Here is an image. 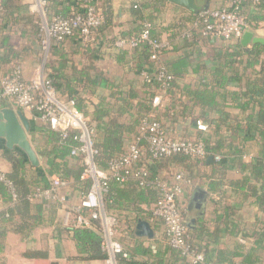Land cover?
Returning <instances> with one entry per match:
<instances>
[{
  "label": "crops",
  "instance_id": "crops-1",
  "mask_svg": "<svg viewBox=\"0 0 264 264\" xmlns=\"http://www.w3.org/2000/svg\"><path fill=\"white\" fill-rule=\"evenodd\" d=\"M136 1L112 0L105 4L104 0H99V6L112 26L106 31L98 32L91 45L71 39L49 56V53L43 51L29 21L32 16L41 23L45 19L50 20L72 3L67 4L70 1L62 0L60 6L55 8L49 1L46 11H42L36 7L37 0H20V7L13 16L15 22L0 19V82L17 67L22 69L23 78L27 82L40 67H43L46 75L51 78L53 68L49 64L52 62L54 69L61 70L66 80L78 79L81 85L77 92L86 99L87 119L94 129L99 125L105 126L120 106L125 105L127 94L134 91L135 109L123 112L121 123L130 125L134 113H138L142 104L150 102V117L162 122L170 138L191 139L202 135L201 137L210 138L212 142L224 141L231 146L232 151L225 149L218 152V156H222L220 162L215 160V155L209 153L204 160L190 158L184 164L172 163L158 170L168 180H174L176 174L183 173L189 181L183 184L184 193L180 197V207L189 226L196 220L199 221L196 240L209 252H214L213 258L229 257L235 264H264V212L254 196V192L260 190L261 182L253 177L248 168L262 154L263 148L258 140H247L242 136L234 143L230 139L231 127L235 121L245 123L252 110H244L239 106V103L246 102L245 97L238 101L230 100L224 108L229 118L221 122L217 112L207 111L195 105L186 94L187 89L199 87L202 83L209 84L211 88L216 86L218 78L214 76V69L220 60L217 53L232 48L234 43L215 37H202L199 31L194 29L195 12L169 0L159 11L153 10V30L160 40L167 42L171 47L170 53L164 58L167 60L186 55L191 58L193 64L178 82L179 92L175 98L167 96L161 106H155L153 99L156 94L152 96L151 89L139 73V66L144 62V57L128 48L118 49L111 40L117 36H130L140 28V22L131 15V7ZM232 1L195 0V4L200 10L208 7L221 9L229 8ZM70 9L74 8L71 6ZM247 12L250 13V9ZM250 31L257 37H264V24ZM10 50L17 52V56L5 62L1 61ZM256 70H259V67H256ZM252 73L253 69H249L243 84ZM101 78L108 80L109 85L100 87L95 84ZM232 90L239 91L240 87L236 85ZM59 93L65 98L62 90ZM0 108L20 110L27 117L31 124L29 139L41 158L38 168L40 171H48L54 143L43 129L51 128L43 124L35 112L21 110L13 102L4 101ZM102 108L109 109L110 113L100 119L99 110ZM198 121L209 125L207 132L197 130ZM96 134L98 139V131ZM138 136L137 130L127 132L126 150ZM235 145L240 151L238 155H232ZM4 148L5 142L0 140V168L5 174L11 167L2 155ZM70 159L74 168L83 166L81 158L71 156ZM152 166L156 168L155 165ZM52 179L54 181L59 178ZM86 192L79 184L69 181L59 192L67 197L66 203L41 199L33 201V204L44 206L40 223H37L27 237L14 232L7 235L3 241L4 250L0 253V264H106L107 260H83L71 230L75 227L76 219L74 214H68V211L79 205L82 195ZM9 207L6 198L0 194V215ZM105 214L117 219V215L113 213L105 211ZM123 214H129L131 219L135 218L134 213ZM140 221L150 225L154 232L153 238L137 235ZM130 226L134 227L136 239L128 237ZM116 234L117 239L126 250H131L136 260L148 264H186L172 252L167 243L164 225L159 220L140 219L134 226L132 223L127 224L123 218L118 222ZM139 244H143L149 253L135 254L138 253L135 249ZM27 252L40 253V256L44 254L46 257L29 258L25 255Z\"/></svg>",
  "mask_w": 264,
  "mask_h": 264
},
{
  "label": "trees",
  "instance_id": "trees-1",
  "mask_svg": "<svg viewBox=\"0 0 264 264\" xmlns=\"http://www.w3.org/2000/svg\"><path fill=\"white\" fill-rule=\"evenodd\" d=\"M53 7L60 6L62 0H49ZM67 4H71L74 9H70L67 6L66 10L59 11L57 16L65 19H71L76 15H83L89 5L95 6L101 13L103 18L102 24L93 31L91 40L84 42L81 38L80 32H76L73 36L68 38L62 43L52 42L49 48V56L54 51L65 44L68 40L78 39L85 45H91L94 42V36L101 31L108 30L112 25L111 22L105 17V12L99 6V0H68ZM112 0H104L105 4H109ZM169 1L168 0H137L131 7V15L140 22V28L130 36H121L127 40H131L137 37L143 30L146 24L152 26L151 37L159 39L153 30V10L159 11ZM235 6L239 7V12L244 16L247 21L248 29L256 30L262 24H264V1L260 3H254L252 0H233L232 5L227 9H233ZM20 7V0H0V19L15 22L13 17L15 12ZM209 8V7H208ZM198 13H193L194 16V29L196 32L203 28ZM250 9V13L247 10ZM30 20V18L28 19ZM29 23L33 26V32L37 37L38 42L41 44V22L35 17H31ZM203 37V36H202ZM207 38V37H206ZM112 43L115 46L116 38H112ZM160 40V39H159ZM5 42V40H4ZM232 48H227L219 51V61L214 69V76L218 78V83L215 87H210L207 83L200 84L199 87L189 88L186 90V94L190 97L191 101L207 111H215L219 114L221 122H225L229 116L225 111L228 101H238L242 97L246 98L244 104L239 103L244 110L251 109L252 112L246 117L245 123L236 120L231 127L230 139L232 142L240 137L248 139L258 140L261 143L263 152L255 160V162L248 168L253 177L260 181V190L254 192V196L257 199V204L264 212V45L255 44L252 47H244L241 44V40L233 42ZM116 47V46H115ZM171 47L163 50L159 56L157 62L150 59L149 48L147 45H140L133 51L140 56L144 57V62L139 66V73L142 75L144 72L150 76L156 73V68L159 64H163L167 72L173 75L174 79L170 82L166 89H163V82L154 80L152 84H148L145 80V84L151 89L152 96L154 94L165 97H173L179 92V84L182 77H184L189 68L192 67V60L189 56H178L177 58H169L166 60L164 56L170 53ZM17 56V52L10 50L1 58V61H7ZM48 66V65H47ZM52 66L53 71L51 73V79L58 91L62 90L65 94V98L75 102V107L80 111L90 127H93L90 120L87 119L86 99L82 97L77 89L80 83L76 80H66L61 73V70H55L52 62L49 64ZM259 67V70H256ZM249 69H253V73L250 77L246 78V83L243 81L247 75ZM61 71V72H60ZM143 77V76H142ZM100 87L109 85V81L101 78V80L95 82ZM240 87L239 91L232 90L234 86ZM244 89V91H243ZM63 94V95H64ZM128 98L125 100V105L120 106L117 113L109 119L105 126L99 125L95 128L98 131L95 136V163L102 169L108 170L109 164L120 158L125 152V135L130 130L136 132L140 131L141 126L147 120L158 119L150 117L152 113L151 103H144L141 105V109L138 113H134V117L130 125L120 122V117L123 112L132 111L134 108L133 100L136 97L134 91H130L127 94ZM110 110L102 108L99 110L100 119L108 116ZM136 115V116H135ZM161 122V121H160ZM162 123V122H161ZM209 126V125H208ZM164 127V125H163ZM210 128V127H209ZM165 129V127H164ZM49 136L51 142H53L51 154L52 158L49 162L48 171H40L39 168L34 169L29 164V160L26 155L18 149L8 150L3 149V157L10 165L11 169L8 173H5V178L13 184L14 193L16 198L13 197L6 182L0 178V194H2L10 207L8 210L0 215V253L4 250V239L10 232L21 234L24 237L30 235L31 231L40 223L43 215V204H33L34 195L38 191L49 190L52 187L53 177H58L59 180L68 183L73 181L76 185L79 184L84 191H88L93 182L89 179H82L84 173V167L80 166L74 168V163L70 159L71 151L78 144L74 140V137L78 134L77 131H73L69 134L68 138L62 139L59 132L54 130L43 129ZM166 131V129H165ZM167 132V131H166ZM202 135H198L196 140H202L207 146L208 154L218 156V152H222L225 149L232 151L231 146L226 144L222 140L212 142L210 138H203ZM142 145L146 148V142L143 140ZM233 145V144H232ZM238 146H234L233 154H239ZM207 154V155H208ZM221 156V155H219ZM222 157V156H221ZM191 157L185 155H178L167 159L152 160L148 155H145L144 166L149 171V176L146 178V186H141V181L133 177H126L123 182H118L112 179L108 191L103 195L102 203L105 211L117 215V221L120 222L123 218L127 221V224H135L140 219H156L153 215V206L159 201L162 196L160 187L157 184V180H168L159 173L158 169L168 167V164L177 163L184 164ZM152 165H155L154 168ZM35 209V213L33 210ZM91 210L83 208L79 213L82 216L90 217ZM182 212V210H181ZM135 214V218L131 219L129 214ZM183 214V212H182ZM76 217L77 214H74ZM184 217V215H183ZM185 219V218H184ZM188 228V241L192 247L200 253H203L208 264H235L229 257L213 258L214 252H209L206 248L202 247L196 240L197 226L199 221L196 220L190 226L187 220ZM128 237L136 239L134 237V227H128ZM74 234V240L77 243L79 253L83 260L88 261H106L109 258V254L102 247L103 244V230L99 220H92L90 227H78L75 226L71 229ZM118 227L116 229V232ZM264 235V232H263ZM168 243V242H167ZM172 252L176 253L181 261L186 264H192L182 256L179 250H176L170 246ZM139 255L149 253V251L139 244L135 249ZM126 257L123 255L116 256L117 264H148L134 258L133 253L129 248L125 249ZM29 258H38L40 253L27 252L25 254ZM40 257H46L44 254ZM248 261V260H247Z\"/></svg>",
  "mask_w": 264,
  "mask_h": 264
},
{
  "label": "built area",
  "instance_id": "built-area-1",
  "mask_svg": "<svg viewBox=\"0 0 264 264\" xmlns=\"http://www.w3.org/2000/svg\"><path fill=\"white\" fill-rule=\"evenodd\" d=\"M93 1V0H89ZM260 3L264 0H252ZM49 0H37L38 8L46 11ZM203 28V37H215L227 42H235L242 39L248 30V24L244 16L239 12V7L208 8L199 14ZM103 22L100 11L93 5H89L83 15H76L71 19L55 16L50 20L45 19L41 23V47L48 53L52 42L62 43L80 32L84 42L91 40L93 31ZM152 26L146 24L142 32L135 38L127 40L117 36L115 46L118 49H136L140 45H147L150 59L157 62L161 52L168 48L165 41L151 37ZM148 84L154 80L163 82L166 89L174 79L163 64H159L153 76L142 74ZM164 98L156 95L153 99L155 106H161ZM10 101L21 110L33 111L38 119L52 130L59 132L62 139L68 138L69 134L77 131L74 140L77 146L71 151V156L81 158L84 173L82 179H92L91 188L82 195L80 203L68 214H77L75 226L90 227L92 220H99L103 230L104 241L102 247L108 252L109 258L106 264H114L117 255L127 256L123 244L117 239L116 229L118 221L114 217L107 216L104 211L102 198L108 191L112 179L123 182L126 177H133L141 181V186H146V178L149 176L148 169L144 166L145 155L152 160L167 159L178 155H185L195 160H204L208 154L207 146L202 140L173 139L170 138L160 121L147 120L140 128L139 136L133 140L126 152L118 159L109 164L108 170L100 168L95 163V136L96 130L90 127L84 115L77 110L75 102L63 98L53 83L46 75L43 67L37 69L30 81H25L20 67L15 68L10 74L2 78L0 82V104ZM197 130L207 132L208 126L203 121H198ZM146 142V148L142 145ZM217 162L221 161L216 156ZM0 178L8 185L13 197V184L5 178L0 168ZM183 173L174 176V180H157L162 196L153 206V215L164 225L167 242L176 250H179L188 262L192 264H208L205 255L197 252L188 241V228L180 207V197L184 193L183 184L188 183ZM68 183L56 179L49 190L38 191L34 199L57 201L66 203L65 194H60V189ZM83 208L90 209L91 216L85 217L79 213Z\"/></svg>",
  "mask_w": 264,
  "mask_h": 264
},
{
  "label": "water",
  "instance_id": "water-1",
  "mask_svg": "<svg viewBox=\"0 0 264 264\" xmlns=\"http://www.w3.org/2000/svg\"><path fill=\"white\" fill-rule=\"evenodd\" d=\"M169 1L195 13L200 11L195 4V0ZM241 44L244 47L255 44L264 45V37H257L248 29L241 39ZM30 130V121L22 111L12 108H0V140L5 142V147L8 150L18 149L23 152L28 158L31 166L38 168L41 165V158L37 155L29 139ZM137 235L140 237L153 238L154 232L148 223L140 221L137 226Z\"/></svg>",
  "mask_w": 264,
  "mask_h": 264
}]
</instances>
